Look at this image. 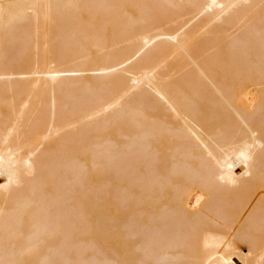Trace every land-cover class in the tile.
<instances>
[{"label":"bare ground","instance_id":"1","mask_svg":"<svg viewBox=\"0 0 264 264\" xmlns=\"http://www.w3.org/2000/svg\"><path fill=\"white\" fill-rule=\"evenodd\" d=\"M0 264H264V0H0Z\"/></svg>","mask_w":264,"mask_h":264}]
</instances>
